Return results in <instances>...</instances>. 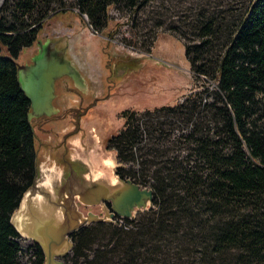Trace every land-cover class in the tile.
<instances>
[{
  "label": "trees",
  "instance_id": "obj_1",
  "mask_svg": "<svg viewBox=\"0 0 264 264\" xmlns=\"http://www.w3.org/2000/svg\"><path fill=\"white\" fill-rule=\"evenodd\" d=\"M4 2L0 264H22L10 216L38 163L16 59L48 20L71 7L96 29L107 24L110 6L124 8L132 27L146 29L141 36L147 47L158 31L180 39L201 89L195 98L186 96L188 104L144 114L122 111L124 126L106 147L124 165L116 168L120 178L152 189L153 207L131 220L129 229L104 222L80 227L71 234L74 245L65 264H264V0H238L235 6L228 0H72L65 10L57 0L56 11L55 0ZM96 101L73 112V128L62 141L79 131V118ZM161 118L171 125L168 135ZM176 123L183 130L177 139L170 137ZM43 262L37 246L32 264Z\"/></svg>",
  "mask_w": 264,
  "mask_h": 264
},
{
  "label": "rangeland",
  "instance_id": "obj_2",
  "mask_svg": "<svg viewBox=\"0 0 264 264\" xmlns=\"http://www.w3.org/2000/svg\"><path fill=\"white\" fill-rule=\"evenodd\" d=\"M4 1L0 0V8L6 9L8 4ZM228 1L231 6L238 4V0ZM71 2L63 0L65 5L61 9L65 10ZM57 4L55 0V11L59 7ZM143 32L146 29L141 31L132 27L128 11L124 8L110 6L107 24L92 29L87 16L85 18L79 14L77 7H71L70 12L56 16L55 20H48L37 34L34 44L22 49L16 61L27 64L37 52L38 42L55 41L57 47L65 48V54L85 76V90L81 92L68 77L59 78L55 83L56 96L53 101L58 110L56 116L48 120L32 119L40 164L49 166L50 170L54 162L56 170L58 167L64 168L62 156L83 161L86 159L84 155L90 154L97 160H104L106 174L112 176L116 167L115 155L113 150L106 147V142L124 126L122 111L133 110L137 114H144L146 110L188 104L186 96L196 97L195 93L201 89V81L196 78L184 56L181 40L169 32L158 31L151 46L147 47L143 45ZM113 56L129 59V66L124 67L126 72L114 74L112 79L110 77L106 81L109 73L106 63L109 64ZM75 57L81 61V66ZM209 85L212 89L215 81L210 80ZM105 92L109 96L102 98ZM94 98H99V101L80 118L79 131L62 141L63 135L73 128L74 116L69 108L79 106L83 109ZM152 115L162 116L163 113ZM160 121L163 125L159 126H163L168 135L171 125L164 118ZM174 126L170 137L177 139L183 130L179 123ZM130 166L131 163H127V167ZM50 171L53 172V169ZM144 211H137L135 216Z\"/></svg>",
  "mask_w": 264,
  "mask_h": 264
},
{
  "label": "water",
  "instance_id": "obj_3",
  "mask_svg": "<svg viewBox=\"0 0 264 264\" xmlns=\"http://www.w3.org/2000/svg\"><path fill=\"white\" fill-rule=\"evenodd\" d=\"M62 76H68L78 90H85L86 83L80 70L52 40L38 42L37 52L29 63H17V83L30 104L28 121L58 112L53 99L55 82ZM84 156L83 161L68 158L66 161L71 166L67 167L65 163L64 168L56 170L53 162L50 165L53 172L49 166L38 162L32 184L11 213L10 222L16 233L31 239L42 250L43 264H65L64 259L74 245L70 234L80 227L98 220L111 223L114 215L131 218L134 212L153 207L150 187H142L115 173L117 167L124 166L117 162L116 156L112 176L106 174L104 160H97L90 154ZM61 161L64 163L62 158ZM103 200H110L112 205L109 214L104 209L102 218L78 207V204H102Z\"/></svg>",
  "mask_w": 264,
  "mask_h": 264
},
{
  "label": "flooded vegetation",
  "instance_id": "obj_4",
  "mask_svg": "<svg viewBox=\"0 0 264 264\" xmlns=\"http://www.w3.org/2000/svg\"><path fill=\"white\" fill-rule=\"evenodd\" d=\"M55 47L57 48V49H63L65 52H66V50H65V48H60V47H57L56 46V44H55ZM65 56L67 57V58H69L66 54H65ZM128 60L129 59H127V58H125V57H120V56H113V57H111V60L109 61V64L108 63H106L107 65H109L108 66V70H109V73H108V76L106 77V81L107 80H109L108 78H110L111 77V79H112V77L114 76V74H116V73H118V72H123V70H124V67H126V66H129V64H128ZM62 77H64V76H62ZM61 77V78H62ZM66 77H68V76H66ZM69 78V77H68ZM56 83V82H55ZM82 91H84V90H82ZM80 92H81V90H80ZM55 96H56V91H55ZM55 98V97H54ZM53 101H54V99H53ZM53 105H54V103H53ZM70 109V112L72 113V115L74 116V114H73V112H75L76 111V109H80V107L78 106V107H75V108H69ZM55 116H56V114H55ZM74 120H75V116H74ZM79 120H80V118H79ZM62 160L64 161V164L66 163V166L68 167V166H71V164L69 165L68 164V161H66L67 160V158H64L63 156H62ZM115 173H116V170H115ZM117 174V173H116ZM118 175V174H117ZM135 183V182H134ZM111 201L110 200H103L102 201V204H96V205H93V206H84V205H81V204H78V207H79V209L81 210V211H83V212H87V211H92V212H94V213H96L99 217H104L105 216V211H104V209H106V211H107V214H109L110 212H111ZM97 222H104V223H107V222H105V221H103V220H98V221H96V222H94V223H97ZM90 224H92V223H90ZM72 234V233H71ZM71 234H70V238L72 239V237H71ZM38 246V245H37Z\"/></svg>",
  "mask_w": 264,
  "mask_h": 264
},
{
  "label": "built area",
  "instance_id": "obj_5",
  "mask_svg": "<svg viewBox=\"0 0 264 264\" xmlns=\"http://www.w3.org/2000/svg\"><path fill=\"white\" fill-rule=\"evenodd\" d=\"M131 220L123 217L115 216L113 218V224L119 227H124L125 229L131 228ZM14 241L18 244V259L22 264H32L35 258V253L37 250L36 244L27 238L22 236L14 237Z\"/></svg>",
  "mask_w": 264,
  "mask_h": 264
},
{
  "label": "crops",
  "instance_id": "obj_6",
  "mask_svg": "<svg viewBox=\"0 0 264 264\" xmlns=\"http://www.w3.org/2000/svg\"><path fill=\"white\" fill-rule=\"evenodd\" d=\"M75 61L78 62V64L80 65L81 64V61H79V59L77 57H75ZM80 62V63H79ZM81 66V65H80Z\"/></svg>",
  "mask_w": 264,
  "mask_h": 264
}]
</instances>
